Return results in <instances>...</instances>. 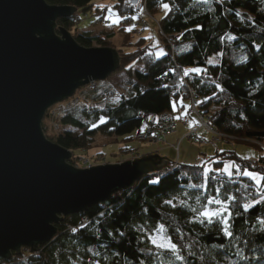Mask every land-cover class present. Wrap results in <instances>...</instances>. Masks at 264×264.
Masks as SVG:
<instances>
[{
	"label": "trees",
	"instance_id": "16d2710c",
	"mask_svg": "<svg viewBox=\"0 0 264 264\" xmlns=\"http://www.w3.org/2000/svg\"><path fill=\"white\" fill-rule=\"evenodd\" d=\"M44 1L75 8L72 17L58 19L56 26L68 32L73 29L72 37L83 48L115 49L120 66L109 79L118 73L126 77L124 85L98 82L100 88L119 93L121 99L102 104L94 96L92 107L81 104L65 112L58 121L62 132L47 135L42 121L46 139L71 151L72 159L129 139L134 132L149 138L159 116L170 112L174 118L175 112L184 110L178 103L181 97L191 105L190 94L197 112L209 118L218 132L237 141H264V0H146L149 13L161 17L158 25L165 53L160 57L143 37L115 48L111 33L79 31L76 20L80 21V13L87 17L92 12L94 0ZM134 2L116 0L113 7L129 21L138 9ZM163 3L170 6L167 13ZM212 56L218 58L215 64L208 63ZM120 152L133 151L122 148ZM206 159L201 165L179 164L142 177L109 200L64 217L56 225L55 239L40 246L36 254L24 259V254L12 253L9 260L0 258V264H264V232L259 223L264 220V180L257 187L235 172L245 167L264 175V156L255 165L233 151ZM228 160L236 164L231 179L219 171ZM206 163L211 171H204ZM197 194L201 201L214 195L221 200L235 198V202L226 201L231 206L232 237H224L217 226L189 222L194 219L189 209L199 206ZM246 203L250 205L247 212ZM83 218L87 225L81 224ZM159 225L177 245L181 259L149 244L145 231Z\"/></svg>",
	"mask_w": 264,
	"mask_h": 264
},
{
	"label": "water",
	"instance_id": "95a60500",
	"mask_svg": "<svg viewBox=\"0 0 264 264\" xmlns=\"http://www.w3.org/2000/svg\"><path fill=\"white\" fill-rule=\"evenodd\" d=\"M134 2L133 4H135ZM76 10L44 0H0V258L32 254L69 215L109 200L142 177L162 172L157 154L76 168L72 153L46 139L47 111L119 69L113 48L79 46L56 26Z\"/></svg>",
	"mask_w": 264,
	"mask_h": 264
},
{
	"label": "rangeland",
	"instance_id": "374dc122",
	"mask_svg": "<svg viewBox=\"0 0 264 264\" xmlns=\"http://www.w3.org/2000/svg\"><path fill=\"white\" fill-rule=\"evenodd\" d=\"M116 0H94L92 12L87 13V17H85L82 13H80L79 18L80 21L77 23V27L79 31L89 32L91 35H101V34H112L111 38V46L115 48H123V44L125 42H135L138 38L143 37L146 42L154 48L155 55L160 57L165 53V48L163 46L162 35L160 34L158 28V21L160 20V15L154 16H146L143 20L139 18L125 20L126 17L119 14L117 10L114 9L113 5ZM129 1V0H128ZM134 6L139 8L140 2L136 0V3L133 4ZM111 8L113 11L110 13L108 10ZM138 11V9H137ZM136 11V12H137ZM121 17L120 22L113 23V20L116 17ZM142 21L143 25H142ZM124 28L119 30L120 28ZM131 28V31H127L126 29ZM73 29L70 30L71 36L73 35ZM75 32V31H74ZM103 34V35H104ZM112 48V47H111ZM125 49H128L125 47ZM217 56H212L209 58V64H215L217 62ZM135 69H140L139 67H134ZM111 83L114 85H124L126 81V77L123 73L114 74L110 79L109 77L106 80L99 81L101 85H109ZM184 110L179 112H175V117H180L176 119L174 117V121L176 123V133L175 135L178 136V140H175L174 143H171L169 140L165 142L155 143L151 141H143L138 139L137 132H134L130 135L129 139H120L116 143L107 144L104 147H96L89 151V155L81 154L79 158H71L70 165L76 168H84L83 164L81 163L83 159L88 160L91 166H99L105 164H115L116 162L121 163L124 161H129L137 158L138 156L150 155L151 153L157 154L159 156H164L170 162H178L176 159V153L179 151L182 160H186L184 162H190L188 165H196V163L200 162L201 164L207 160L208 156H211L214 152L213 148L218 149V151H233L235 155L243 160L250 161L252 159L251 156L257 160L260 157L264 156V149L258 147V145L249 143V141H237L232 140L231 142L225 143H215L212 144L210 142L211 134L200 130L202 132V136L200 138L204 139L203 144H198L196 142H191L190 140L186 139L184 136L189 131L188 127H190L193 122L197 124V116L193 112H188L189 104L187 102H183ZM191 106V105H190ZM191 118V119H190ZM45 119V120H44ZM43 121H45L46 128L48 129L46 134L51 135L53 133H58V131H54L52 128H48L50 126L51 120L45 115ZM189 120V126L186 127L184 121ZM184 129V131H180V129ZM50 129V130H49ZM70 129V128H67ZM61 129L59 132H62ZM72 130V129H71ZM186 132V133H184ZM184 133V134H183ZM182 136V137H181ZM168 137V136H167ZM170 139V138H169ZM99 142L100 139H97ZM97 143V142H96ZM122 148L129 149L133 152L123 154L120 152ZM174 149V150H173ZM75 156L77 152L74 153ZM134 154V155H132ZM134 156V157H132ZM247 157V159H244ZM82 159V160H81ZM252 160V161H255ZM180 163V162H179ZM225 164L236 165L235 162L232 160L226 161ZM224 164V165H225ZM171 165L168 163V166ZM252 165H255V163ZM208 164H205V168H208ZM251 173H258L262 176L263 173L258 170H252L249 168H245ZM242 169V170H244ZM256 184V183H255ZM263 184V180L260 181V185ZM211 207H215L214 205ZM149 244L153 246L149 240V236L155 235V228L153 231H145ZM166 235V233H164ZM58 235V231L56 236ZM55 236V237H56ZM167 236V235H166ZM55 237L53 239H55ZM52 239V240H53ZM51 240V241H52ZM50 242V241H49ZM155 248V247H154ZM30 250L28 248H23L21 250V255L24 254V259L27 258L28 254H30ZM32 254V253H31ZM36 254V253H35ZM23 259V260H24Z\"/></svg>",
	"mask_w": 264,
	"mask_h": 264
},
{
	"label": "built area",
	"instance_id": "2783aa9c",
	"mask_svg": "<svg viewBox=\"0 0 264 264\" xmlns=\"http://www.w3.org/2000/svg\"><path fill=\"white\" fill-rule=\"evenodd\" d=\"M140 5L138 8V11L134 14H131L132 18L136 17L139 19H144L146 16H151L147 6H146V0H139ZM144 17V18H143ZM79 19V17L77 18ZM79 20H76V23H78ZM142 21V25H143ZM159 28V25H158ZM94 96L97 97L98 101L102 104H106L110 101L121 99V96L119 93L108 89V88H100L98 85V82L92 81L88 83L87 85L81 87L78 89L75 94L64 100L63 102L56 104L52 108H50L46 115L51 120L49 128H52L54 131H60L62 128L59 126L58 121L62 114H64L67 111L72 110L78 105L85 104L88 107H92L94 103L96 102V99H94ZM190 104H191V111L195 113L197 116V124H195L184 136L186 139L190 140L191 142H196L203 144L204 139L200 138L199 131L203 130L211 134L210 142L212 144L220 143V142H231L233 140L232 137L218 132L213 125L209 122V118L201 116L196 108H195V100L192 94H190ZM176 131V123L174 121L172 113H164L161 116L158 117L156 124L153 127L152 133L147 138V135L145 133L138 136V139L143 141H151L155 143L163 142L164 138L166 136L171 135ZM148 139V140H147ZM250 143L258 145L259 148L264 149V141H250ZM82 160V159H81ZM83 164L84 168L91 167L88 160L83 159L81 162ZM250 163L254 164L255 161H250ZM171 165L168 166L169 169L176 168L180 163L179 162H172ZM196 165H201L200 162L196 163ZM83 226L88 224V220L86 218L82 219Z\"/></svg>",
	"mask_w": 264,
	"mask_h": 264
},
{
	"label": "snow or ice",
	"instance_id": "6c2138e0",
	"mask_svg": "<svg viewBox=\"0 0 264 264\" xmlns=\"http://www.w3.org/2000/svg\"><path fill=\"white\" fill-rule=\"evenodd\" d=\"M128 2V0H126ZM204 2H207V0H204ZM163 9L167 13L170 11V6L168 3L162 4ZM110 13L113 11L111 8L108 10ZM136 17H133L135 19ZM121 17H116L113 20V23H119ZM127 31H131V28L126 29ZM192 72H195L197 74L200 73L199 69H192ZM189 73L186 71L184 73L185 76H187ZM166 86V85H165ZM219 87V85H217ZM181 105L183 104V97L180 98L178 101ZM176 104H173V109L175 110ZM190 107V105H189ZM176 119H179L180 117H175ZM104 121L101 120V123ZM191 126V125H190ZM244 159H247V157H244ZM204 171H211L210 169L205 168ZM219 171L223 172L228 176L229 179H231L233 175V165L225 164L223 169H220ZM235 172L237 174H242L243 176L248 177L251 179L254 183H256L257 187H260V181L264 180V176L258 174V173H251L247 169H244L242 172L239 168H235ZM189 187H200V185L197 184H191ZM221 188L224 189V192H227L228 189L225 185H221ZM219 192V190H217ZM227 200H233L235 202V198L232 196H225L224 200H221L218 195H214L212 197L206 198L204 201H201L200 196L197 194L195 198V202L198 207H191L189 210L194 214V219H191L189 222H202L206 223L207 225L217 226V231L221 232L224 237L230 238L232 237L233 233L231 230V216L232 213L230 211L231 206L226 203ZM166 204H171L172 201L166 200ZM181 204H184V201H181ZM215 206L214 208L211 206ZM244 211L247 212L250 205L245 204L243 205ZM261 225V231L264 232V220L259 221ZM165 228L162 225H159L155 228V235L149 236V240L153 247L156 249L171 254L175 259L179 260L181 259L180 255L178 254V247L175 243L171 241L170 238H168L165 234ZM123 235V234H121ZM244 258V257H242Z\"/></svg>",
	"mask_w": 264,
	"mask_h": 264
},
{
	"label": "crops",
	"instance_id": "0c3cea01",
	"mask_svg": "<svg viewBox=\"0 0 264 264\" xmlns=\"http://www.w3.org/2000/svg\"><path fill=\"white\" fill-rule=\"evenodd\" d=\"M190 119H191V118H190ZM184 123H185L186 127L189 126V120L186 121V119H185ZM194 125H195V122H193V124H191V126L188 127V129H189V128L191 129ZM176 130H177V129H176ZM180 131H184V129L181 128ZM175 133H176V131H175L174 133H172L171 135H169L168 137L166 136V137L164 138V141L167 142V141L169 140L171 143H174L175 140L180 139V138H178V136L175 135ZM184 133H186V132H184ZM184 133H183V134H184ZM199 135H200L201 137H203V136H202V132H200ZM181 137H182V136H181ZM169 138H170V139H169ZM213 149H214V152L212 153L211 156L216 155V153H218V152H222V151H218L217 147H216V148H213ZM173 150H174V149H173ZM223 151H226V150H223ZM152 154H154V153H151L150 155H152ZM132 155H134V154H132ZM146 155H147V154H146ZM148 155H149V154H148ZM211 156H208L207 158H209V157H211ZM132 157H134V156H132ZM138 157H142V156H138ZM160 157H162V156H160ZM175 157H176V158H174V156H173L172 159H176V161L180 162L181 165H188V164H190V162H184V161H186V160H182V156H181V154H180L179 151L176 153V156H175ZM162 158H165V157L163 156ZM165 159H166V158H165ZM250 159L255 160L252 156H251ZM167 161L170 162L169 160H167ZM186 163H188V164H186Z\"/></svg>",
	"mask_w": 264,
	"mask_h": 264
},
{
	"label": "bare ground",
	"instance_id": "6f19581e",
	"mask_svg": "<svg viewBox=\"0 0 264 264\" xmlns=\"http://www.w3.org/2000/svg\"><path fill=\"white\" fill-rule=\"evenodd\" d=\"M53 106H55V105H53ZM53 106H52V107H53ZM52 107H51V108H52Z\"/></svg>",
	"mask_w": 264,
	"mask_h": 264
}]
</instances>
